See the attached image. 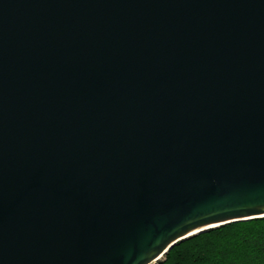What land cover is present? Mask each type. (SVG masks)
Segmentation results:
<instances>
[{
    "label": "water",
    "instance_id": "water-1",
    "mask_svg": "<svg viewBox=\"0 0 264 264\" xmlns=\"http://www.w3.org/2000/svg\"><path fill=\"white\" fill-rule=\"evenodd\" d=\"M263 217L264 0H0V264Z\"/></svg>",
    "mask_w": 264,
    "mask_h": 264
},
{
    "label": "trees",
    "instance_id": "trees-1",
    "mask_svg": "<svg viewBox=\"0 0 264 264\" xmlns=\"http://www.w3.org/2000/svg\"><path fill=\"white\" fill-rule=\"evenodd\" d=\"M158 264H264V217L196 235L173 247Z\"/></svg>",
    "mask_w": 264,
    "mask_h": 264
}]
</instances>
